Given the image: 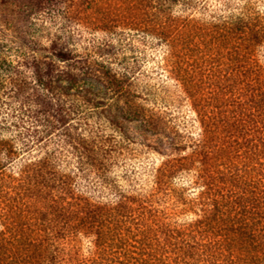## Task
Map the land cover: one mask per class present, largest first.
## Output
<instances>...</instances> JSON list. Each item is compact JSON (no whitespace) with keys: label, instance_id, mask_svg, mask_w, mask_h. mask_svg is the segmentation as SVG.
Segmentation results:
<instances>
[{"label":"trees","instance_id":"obj_1","mask_svg":"<svg viewBox=\"0 0 264 264\" xmlns=\"http://www.w3.org/2000/svg\"><path fill=\"white\" fill-rule=\"evenodd\" d=\"M14 17L50 51L0 42V264H264V0Z\"/></svg>","mask_w":264,"mask_h":264},{"label":"rangeland","instance_id":"obj_2","mask_svg":"<svg viewBox=\"0 0 264 264\" xmlns=\"http://www.w3.org/2000/svg\"><path fill=\"white\" fill-rule=\"evenodd\" d=\"M10 19L12 21L11 24L13 26L12 27L3 26V28L0 29L1 30L0 42L3 44V46L6 49H11L12 47L15 46H21L24 47V49H27L30 53H33L38 57H45L46 55H49L50 48L48 43L44 41L41 42V44L32 43V42L29 43L26 40L23 41L19 37V29L21 31L24 27L26 28L28 27L26 22H23L20 19H17L16 17H14V19L13 18ZM4 25H8V24H4ZM23 43H26V45ZM10 57L17 59L16 56L14 57L11 55ZM53 60L59 64L61 63L56 58H53ZM118 119L132 135L139 137L144 141L153 142V143H158L159 141H163L162 137L158 136L157 134H152L150 132L144 131L140 127V125L136 122L128 121L120 117H118Z\"/></svg>","mask_w":264,"mask_h":264}]
</instances>
